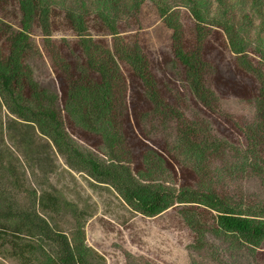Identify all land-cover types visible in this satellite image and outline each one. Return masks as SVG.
Masks as SVG:
<instances>
[{
    "label": "trees",
    "instance_id": "1",
    "mask_svg": "<svg viewBox=\"0 0 264 264\" xmlns=\"http://www.w3.org/2000/svg\"><path fill=\"white\" fill-rule=\"evenodd\" d=\"M146 3L172 31L174 59L166 63L163 78L139 41L120 31L123 16L138 14ZM181 7L193 18L190 33L184 32ZM255 18L264 21V0H0V102L16 119L36 125L72 167L110 185L134 212L154 218L184 206L181 214L196 238L195 251L210 247L207 252L215 257L212 248L222 247L232 260L249 259L264 243V200L234 198L217 182L238 170L264 180V68L255 63L250 38L243 36ZM212 28H222L237 64L256 81L245 99L252 119L236 128L246 139L243 145L215 129L213 118L224 106L203 53ZM59 29L71 33L81 53L73 66L61 52H49L66 77L63 102L30 64L38 53L34 33L41 32L47 47ZM259 47L264 61V46ZM127 70L141 81L149 103L134 111L148 144L139 170L132 167L124 120ZM162 85L175 100L165 96ZM68 119L100 137L96 150L73 136ZM172 161L191 167L195 182L171 185ZM18 189L16 175L0 157V248L23 264H103L73 204L58 199V211L68 207L77 221L70 236L39 211L36 192L23 202ZM193 206L215 213V225L203 224Z\"/></svg>",
    "mask_w": 264,
    "mask_h": 264
},
{
    "label": "rangeland",
    "instance_id": "2",
    "mask_svg": "<svg viewBox=\"0 0 264 264\" xmlns=\"http://www.w3.org/2000/svg\"><path fill=\"white\" fill-rule=\"evenodd\" d=\"M179 12L184 32L190 33L194 27L191 14L185 7H181ZM122 22L120 31L139 41L154 69L163 78L166 63L174 59L172 31L165 26L156 7L146 3L138 14L123 16ZM252 24L249 26H253L252 29L243 36L250 38L249 52L255 58V63L263 64L264 68L261 51L258 53L256 50L257 46H264V21L255 18ZM209 32L203 53L212 65L213 83L224 106L222 113L215 114L213 118L215 129L224 133L230 141L243 145V132L236 128L247 118L252 119L253 112L245 99L256 81L237 64L235 54L226 45L222 28H212ZM34 40L38 53L30 59V64L35 76L43 85L58 92L63 102L67 95L66 77L55 66L49 52L54 49L61 52L75 66L81 56L79 47L71 33L61 29L53 35L47 47L41 32L34 33ZM126 76L128 112L124 120L134 154L132 167L139 170L143 168L141 158L148 144L142 136L134 111L148 108L149 103L141 81L128 70ZM167 79L171 85L174 84V78ZM167 89L162 85L165 96L175 100ZM67 126L83 146L96 150L100 145V137L75 126L70 119ZM160 141L164 142L165 139ZM0 157L16 175L21 201L28 199L32 191L36 192L39 211L55 229L70 236L74 235L77 221L68 213V207L58 211V199L63 204L68 202L74 205L73 208L80 214L86 240L103 264H264V243L249 259L232 260L227 257L228 254H223L222 247L223 252L212 248L215 257L207 252L210 247L195 251L196 238L181 214L184 206L176 205L154 218L134 212L110 185L98 183L72 167L52 140L43 136L36 125L16 119L1 102ZM169 166L173 172L168 178L171 185L193 184L197 179L191 167L178 166L174 161ZM228 172L226 176H229ZM221 180L224 182H217L221 190L234 198L264 200V180L261 177L238 170L232 177ZM193 209L203 224L215 225V213L199 206H193ZM0 264L23 263L12 257L9 249L0 248Z\"/></svg>",
    "mask_w": 264,
    "mask_h": 264
}]
</instances>
